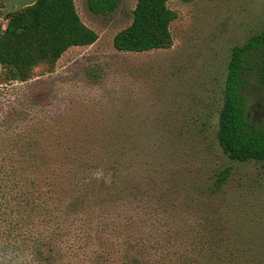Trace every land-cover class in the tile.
<instances>
[{"label": "rangeland", "instance_id": "1", "mask_svg": "<svg viewBox=\"0 0 264 264\" xmlns=\"http://www.w3.org/2000/svg\"><path fill=\"white\" fill-rule=\"evenodd\" d=\"M136 2L117 0L113 11L92 12L87 0H74L97 41L66 51L51 73L37 69L28 82H0V169L53 181L60 148L96 157L128 130L149 166L135 158L130 196L117 212L142 218L138 231L157 235L169 228L165 218L183 227L229 218L232 232L242 231L246 218L264 221V163L231 162L215 139L231 49L264 28V0H170L172 46L118 52L113 38L131 24ZM40 155L48 161L37 168ZM226 169L228 185L210 196L208 187ZM68 192L55 193L64 205Z\"/></svg>", "mask_w": 264, "mask_h": 264}, {"label": "trees", "instance_id": "2", "mask_svg": "<svg viewBox=\"0 0 264 264\" xmlns=\"http://www.w3.org/2000/svg\"><path fill=\"white\" fill-rule=\"evenodd\" d=\"M169 1L137 0L131 24L113 38L115 50L169 49L176 19ZM87 3L92 12H107L117 0ZM97 39L79 18L74 0H38L7 13L0 27V82H28L37 69L51 73L66 51ZM222 95L215 132L222 154L231 162L264 163V28L231 49ZM122 132L125 140H109L105 153L96 157L60 148L55 184L43 173L31 179L27 170L0 169V264H264L263 218L244 219L237 232L229 229V218L194 227L165 218L169 228L147 237L138 231L142 218L124 208L117 212V203L130 196L135 158L142 168L149 166L139 156L143 144H135L128 130ZM37 161L40 168L48 159L40 155ZM229 175L226 169L215 176L210 196L228 185ZM64 187H69L66 205L55 194L61 196ZM112 207L115 212L105 215ZM152 257H157L154 263Z\"/></svg>", "mask_w": 264, "mask_h": 264}, {"label": "water", "instance_id": "3", "mask_svg": "<svg viewBox=\"0 0 264 264\" xmlns=\"http://www.w3.org/2000/svg\"><path fill=\"white\" fill-rule=\"evenodd\" d=\"M38 0H2L5 5L4 9H0V27L7 13H17L25 8L33 6Z\"/></svg>", "mask_w": 264, "mask_h": 264}, {"label": "flooded vegetation", "instance_id": "4", "mask_svg": "<svg viewBox=\"0 0 264 264\" xmlns=\"http://www.w3.org/2000/svg\"><path fill=\"white\" fill-rule=\"evenodd\" d=\"M1 25H2V22H1Z\"/></svg>", "mask_w": 264, "mask_h": 264}]
</instances>
